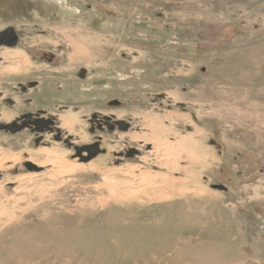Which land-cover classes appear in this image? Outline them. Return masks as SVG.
Segmentation results:
<instances>
[{"label":"rangeland","instance_id":"rangeland-1","mask_svg":"<svg viewBox=\"0 0 264 264\" xmlns=\"http://www.w3.org/2000/svg\"><path fill=\"white\" fill-rule=\"evenodd\" d=\"M46 3L53 8L48 21L35 22H53L47 38L65 40L70 66L98 56L109 44L99 39L118 41L113 57L133 56L126 65L134 69V92L149 103L137 111L144 133L131 137L153 148L143 146L139 157L116 164L113 151L126 137L112 143L108 136L105 154L80 162L53 142L32 151L40 171L15 173L22 150L5 137L0 264H264V0ZM3 9L0 0V24L31 23ZM98 9L111 24L107 32L95 29ZM59 10L65 19L52 16ZM35 66L48 68L25 51L0 47V90ZM193 76L196 85L183 92ZM162 91L188 105L197 123L154 103ZM131 111L127 106L120 114ZM65 122L70 130L79 123L71 131L80 142L91 140L78 114ZM210 138L223 146L222 157ZM228 176L227 191L212 187Z\"/></svg>","mask_w":264,"mask_h":264},{"label":"flooded vegetation","instance_id":"flooded-vegetation-1","mask_svg":"<svg viewBox=\"0 0 264 264\" xmlns=\"http://www.w3.org/2000/svg\"><path fill=\"white\" fill-rule=\"evenodd\" d=\"M60 2L65 4V0ZM34 4L37 5L35 9ZM1 5L4 8L3 15L13 13L16 18L12 19L17 21L22 19L31 23L0 24V47L25 51L38 64L48 65V68L35 66L28 72L20 73L11 88L3 87L0 90L2 134L0 143L9 136L17 139L18 144H13L10 148L21 149L23 154V160L13 167L15 173L40 171L42 166L32 160V151L40 147H49L53 142L72 149L73 158H78L80 162H84L82 160L91 152L98 151L92 159L105 154L104 143L108 136H114L115 139H110L112 143L118 141L117 137L120 134L126 137L123 147L113 151L116 164L124 159L139 157L143 146L146 150L153 148V145L143 138L133 140L131 137L133 134L144 133L145 120L137 111H143L139 107L143 105L147 107L149 101L143 100V97L134 92V69L132 65H126L127 62L131 63L133 56L123 52L120 57H113L112 45L117 46L118 41L99 39L97 42L100 44H109H106L105 48L100 47L98 56L84 58L79 65L70 66L67 54L69 52L65 55V40L54 44L47 38L53 22L50 24L35 22L37 19L48 21L46 15L53 8L49 7L46 0L43 5L37 0H1ZM87 8L91 9V5ZM37 12H40L39 16ZM97 12L99 15L96 17L98 24L96 31L99 33L109 31L111 24L106 23L104 13L99 9ZM21 13L24 14L22 17L19 16ZM51 13L54 17L60 14L65 19V10ZM59 51L62 55H59ZM190 84L196 85L195 76L187 87L181 88L182 91L185 93L191 91ZM168 97L167 92L162 91L154 94L152 100L160 106H166L167 110L180 109L189 114L193 123H197V115L188 105L181 101L173 103ZM132 100L137 104H133ZM127 106L133 111L122 116L120 110ZM76 114L80 121L84 122L86 132L92 136L90 141L80 142L81 135L71 131L72 129L77 131L79 123H74L71 130L66 124L68 116ZM185 129L187 132L193 131L191 124L185 125ZM208 143L212 149L214 148L217 156L222 157L223 146L214 138H210ZM236 158L232 159L233 163L237 161ZM236 174L241 176L242 172ZM225 182L218 181L212 185H220L224 188L222 190L227 191L231 177L228 176Z\"/></svg>","mask_w":264,"mask_h":264},{"label":"water","instance_id":"water-1","mask_svg":"<svg viewBox=\"0 0 264 264\" xmlns=\"http://www.w3.org/2000/svg\"><path fill=\"white\" fill-rule=\"evenodd\" d=\"M97 153H98V151L91 152V153H90L87 157H85L82 161L86 162V161L92 159L94 156H96ZM212 187L217 188V189H220V190L224 189V188H223L222 186H220V185H212Z\"/></svg>","mask_w":264,"mask_h":264}]
</instances>
